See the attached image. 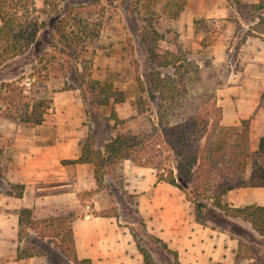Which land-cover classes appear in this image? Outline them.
<instances>
[{
  "label": "rangeland",
  "instance_id": "rangeland-1",
  "mask_svg": "<svg viewBox=\"0 0 264 264\" xmlns=\"http://www.w3.org/2000/svg\"><path fill=\"white\" fill-rule=\"evenodd\" d=\"M137 1L34 0L29 14L40 26L36 43L0 67V84L22 81L29 87L35 65L42 76L32 92L51 97L52 108L41 125L0 120V131L13 138L0 172V264H74L45 242L35 247L37 254L32 258L17 257L18 246L29 244L30 239L24 243L18 240L19 211L35 205L63 204L61 201L73 202L69 206L79 214L78 220L88 214L87 219L103 222L99 226L105 233L107 250L92 264H145L136 239L150 251L152 264H192L190 255L202 257L206 252L210 258L201 264H264V236L248 221L228 216L210 204L199 218L195 204L186 195L185 182L178 187L157 181L154 169L124 160L97 184L92 165L77 168L62 162L80 152L88 134L95 137L97 147H103L115 134L112 111L116 110L121 119H129L134 115L137 96L147 98V90L141 89L147 76L160 72L174 77L175 69L160 67L159 59L177 57L201 66L209 62L207 74L219 83L218 103L231 117L235 113L230 96L235 100L238 89L243 88L245 96L257 85L255 75H262L257 65L248 68L249 54L256 51L248 52L244 47L252 29L264 32V23L257 19L261 11L251 9L249 3L157 0L155 15L149 16L147 8L141 6L147 0H140L141 11L136 8ZM218 7H228L225 18L212 15ZM177 11L179 16H175ZM61 28L75 38L71 41L61 36ZM147 34L155 37L151 46ZM40 57H44L42 64L37 63ZM45 63L48 71L43 68ZM105 99L109 104H104ZM263 118V107H257L249 118L257 127L253 130L250 123L253 147L258 145ZM129 125L137 126V120ZM47 169L51 176L68 175L69 179L33 186L37 177L46 178ZM12 183L30 184L24 198L8 195ZM60 190L64 194L60 195ZM29 233L36 236L33 230ZM194 242L199 245L193 252Z\"/></svg>",
  "mask_w": 264,
  "mask_h": 264
},
{
  "label": "trees",
  "instance_id": "trees-1",
  "mask_svg": "<svg viewBox=\"0 0 264 264\" xmlns=\"http://www.w3.org/2000/svg\"><path fill=\"white\" fill-rule=\"evenodd\" d=\"M178 1L181 3L184 0ZM135 4L140 10L141 1ZM156 4L157 0H147L141 6H145L147 14L153 16ZM250 5L254 11L264 12V0ZM33 8L34 0H0V67L10 59L25 54L36 43L40 26L30 17ZM179 14L180 11L175 12V16ZM259 19V24L264 23V13ZM61 29L63 31L59 33L64 38L71 41L75 38L69 36L72 32L66 33L64 28ZM153 31L157 32L155 28ZM154 42L155 37L147 34L148 46ZM150 54L155 56L152 52ZM43 61L44 57H40L37 63L42 64ZM177 61L183 63L177 65ZM45 64L43 68L48 71L49 67ZM157 64L160 67L172 66L174 77L162 76L160 72L147 76L146 83H141V89L147 90V98L137 96L134 115L121 119L113 110L111 119L114 120L115 134L103 147H97L95 137L88 134L79 156L63 160V163L92 165L97 184H102L109 170L124 160L150 167L154 169L157 181L178 187L185 182L186 195L195 204L199 218L210 204L228 216L248 221L264 236V206L234 207L228 201L229 192L236 188L264 185V130L258 145L253 147L250 119L242 120L241 125L223 124V108L216 96L219 83L207 74L209 62L201 66L173 57L159 59ZM33 70V81L29 87L22 81L1 82L0 120L16 125H41L47 120L52 99L32 92L36 80L42 76L35 65ZM46 77L49 78V73ZM102 86L103 89L107 87L106 84ZM117 100L122 101L123 97ZM104 102L109 104V99ZM259 107L264 108V92L260 95ZM135 119L137 126L129 125ZM12 144L13 138L0 131V172L3 156ZM1 179L2 173L0 182ZM24 191V183H12L7 193L21 198ZM78 217L79 214L69 205L22 208L19 211L18 240L24 243L27 238L30 239L29 244L18 246L17 257L35 256V247L45 242L74 264H92L90 258L80 259L77 256L73 223ZM30 230L35 231L36 236L31 237ZM158 240L167 251L172 252L167 243ZM136 241L144 263L152 264L154 259L150 251L141 245L140 239Z\"/></svg>",
  "mask_w": 264,
  "mask_h": 264
},
{
  "label": "crops",
  "instance_id": "crops-1",
  "mask_svg": "<svg viewBox=\"0 0 264 264\" xmlns=\"http://www.w3.org/2000/svg\"><path fill=\"white\" fill-rule=\"evenodd\" d=\"M246 1L247 0H243L242 2L249 3V4L259 2V0H248L247 2ZM228 10H229L228 7H218L217 9H214L212 15L225 18L228 14ZM263 13L264 12L261 11V13L257 15L258 21L260 20L259 17ZM252 23H256V21L253 20ZM252 31L253 32L251 34L247 35L245 42H244V47L248 52L256 51L255 54H249V63H248L249 67L248 68H250V66L252 65H257L259 69L257 72L261 73L262 75H259V77H257L256 75L255 77L253 76L254 78L257 79V85L253 87L252 91H248L247 93H245L246 94L245 96L243 95V92H244L243 87H242L243 89H238V92H240V94L237 95V97H235V100L233 99L232 96H230L231 103L234 104V108L232 109H234L235 114L231 117V115H228V113H226V110L223 111L222 122L226 126L237 125L241 123L242 120H245V118L249 119L254 114L255 109L257 107L261 108L259 107V99H260V92L264 90V82H261V79H264V34H262V32L260 33L257 32L255 29H252ZM236 93H237V90H236ZM235 105H237L238 107L236 108ZM251 122H252L251 125L254 130V126H255L254 119H252ZM255 128L257 127L255 126ZM260 129H261V134H262L264 130V118L263 120H261ZM79 154L80 152L78 151L73 157H71V159H76L79 156ZM64 160H69V159H64ZM73 165L79 168L82 166H86L88 164L77 163ZM62 167L64 168V166ZM46 171H47L46 178L43 179L42 177H37L33 183V186L40 187L41 185H43L44 182L46 183L54 182V184H56V182H63L69 179L68 175L66 176L52 175L51 176L49 174V170L47 169ZM66 174H68V172ZM29 188H30V184L28 185L25 184V191L23 194V198L28 193ZM68 192L70 195H74L73 192L71 191H68ZM60 193H61L60 195L64 194L63 190H60ZM38 197L41 198L42 196L39 195ZM228 201H229V204L234 207H242V206H247L251 204H259V205L264 206V185L263 186H243V187L236 188L229 192ZM61 202L63 204H51V205H45V206L35 205L32 207H46V206H53V205L61 206V205H69V204L70 206H73L72 205L73 202L71 201H70L71 203H68L67 201L65 202L61 201ZM87 215L81 220H78L79 218H77L73 223L75 247H76L77 256L80 259L90 258L93 261V260H96L102 257L103 256L102 254H104L103 251L107 250V248L104 247V234L105 233L102 231V226H99L103 222L98 220L97 218L87 219L86 218L88 217ZM18 220H19V215H18ZM198 245L199 244L195 242L192 244L193 252L194 250H196ZM204 245L208 246L206 242H204ZM179 253L181 254L180 251ZM206 257L208 259L210 258V254L208 252L203 253L202 257H197V255L193 253L188 258L192 259V261L194 262L192 264H201L202 260L206 259ZM29 258H32V257H29Z\"/></svg>",
  "mask_w": 264,
  "mask_h": 264
}]
</instances>
